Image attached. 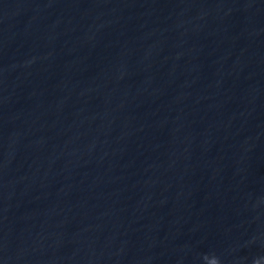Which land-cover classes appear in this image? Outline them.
<instances>
[{"label":"water","instance_id":"95a60500","mask_svg":"<svg viewBox=\"0 0 264 264\" xmlns=\"http://www.w3.org/2000/svg\"><path fill=\"white\" fill-rule=\"evenodd\" d=\"M0 76L176 264H264V0H0Z\"/></svg>","mask_w":264,"mask_h":264}]
</instances>
